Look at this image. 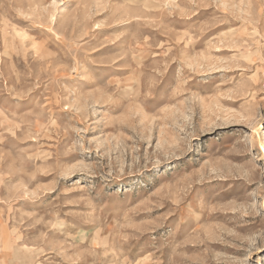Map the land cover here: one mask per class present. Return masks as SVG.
Listing matches in <instances>:
<instances>
[{
  "label": "rangeland",
  "instance_id": "374dc122",
  "mask_svg": "<svg viewBox=\"0 0 264 264\" xmlns=\"http://www.w3.org/2000/svg\"><path fill=\"white\" fill-rule=\"evenodd\" d=\"M0 264H264V0H0Z\"/></svg>",
  "mask_w": 264,
  "mask_h": 264
}]
</instances>
